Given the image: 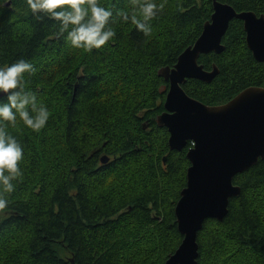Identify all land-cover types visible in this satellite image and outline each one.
<instances>
[{
	"label": "trees",
	"instance_id": "1",
	"mask_svg": "<svg viewBox=\"0 0 264 264\" xmlns=\"http://www.w3.org/2000/svg\"><path fill=\"white\" fill-rule=\"evenodd\" d=\"M221 1L264 13V0ZM99 2L114 12L137 7V0ZM157 2L163 7L150 33L118 21L113 40L87 51L73 47L58 22L35 19L26 0H0V65L30 60L37 71L28 87L51 112L39 132L19 117L8 126L25 148L24 175L0 211V264H165L180 244L174 207L189 162L186 148L170 151L156 125L168 89L158 70L193 45L213 9L211 0ZM222 44L221 53L198 58L205 70L215 64L217 76L182 85L209 106L264 86V62L252 57L239 20ZM233 184L241 191L227 214L205 220L198 233V264H264V159Z\"/></svg>",
	"mask_w": 264,
	"mask_h": 264
},
{
	"label": "water",
	"instance_id": "2",
	"mask_svg": "<svg viewBox=\"0 0 264 264\" xmlns=\"http://www.w3.org/2000/svg\"><path fill=\"white\" fill-rule=\"evenodd\" d=\"M211 1L213 12L193 45L183 50L172 67L158 70V75L168 81V89L156 124L166 128L170 150L180 152L192 143L185 154L189 162L186 185L174 207L182 240L165 264H198L197 236L203 223L224 218L229 200L241 191L233 184L235 175L264 159V87H247L225 104L215 106L190 97L182 87L187 79L210 83L217 76L215 65L205 70L198 58L224 50L222 37L233 19L243 22L247 47L257 62H264V16L237 12L220 0ZM108 160L101 157L102 163Z\"/></svg>",
	"mask_w": 264,
	"mask_h": 264
},
{
	"label": "clouds",
	"instance_id": "3",
	"mask_svg": "<svg viewBox=\"0 0 264 264\" xmlns=\"http://www.w3.org/2000/svg\"><path fill=\"white\" fill-rule=\"evenodd\" d=\"M27 7L37 20L47 16L59 23L60 34L75 48L87 51L100 49L116 36L113 27L118 21H131L145 34L152 31L151 18L163 7L157 0H137L131 12L106 7L99 0H26ZM142 13V15L137 14ZM37 71L26 59L0 65V211L9 206L6 193L15 191L14 180L22 179L24 172V145L10 134L9 124L17 118L33 131L43 129L50 118L48 106L38 99V93L28 87V76ZM27 74V75H26Z\"/></svg>",
	"mask_w": 264,
	"mask_h": 264
},
{
	"label": "flooded vegetation",
	"instance_id": "4",
	"mask_svg": "<svg viewBox=\"0 0 264 264\" xmlns=\"http://www.w3.org/2000/svg\"><path fill=\"white\" fill-rule=\"evenodd\" d=\"M221 1V0H220ZM221 2H223V1H221ZM224 3V2H223ZM243 11H252V12H254L255 14H256V16H260V15H263L264 16V13H258V12H256V11H253V10H243ZM237 12H241V11H237ZM234 20V19H233ZM236 20H238V19H236ZM240 22H241V24H242V29H243V32H244V39H245V44H246V31H245V29H244V25H243V22L241 21V20H239ZM223 38V37H222ZM221 43H222V41H221ZM247 46V45H246ZM248 48V47H247ZM248 50H249V48H248ZM250 51V50H249ZM214 53V52H213ZM250 53H251V51H250ZM217 54V53H216ZM251 55H252V53H251ZM253 57V56H252ZM254 58V57H253ZM256 61V60H255ZM260 63V62H259ZM262 63V62H261ZM213 65H215V64H213ZM212 65V66H213ZM216 66V65H215ZM262 87H264V86H262ZM225 104V103H224ZM163 111H164V108H163ZM162 111V112H163ZM161 112V113H162ZM155 122H156V118H155ZM149 123L148 122H146V123H143L142 124V128L144 129V130H146V129H149V125H148ZM157 125V124H156ZM158 126V125H157ZM159 127V126H158ZM160 128H163V127H160ZM165 130H166V128H164ZM166 132H167V130H166ZM168 133V132H167ZM169 136V135H168ZM167 140H168V137H167ZM191 143V142H190ZM191 146H192V143H191ZM188 147H190V146H188V144H187V146H186V150H187V148ZM169 148V147H168ZM170 150V149H169ZM170 151H174V150H170ZM183 151V150H182ZM166 161V160H165ZM164 161V162H165Z\"/></svg>",
	"mask_w": 264,
	"mask_h": 264
}]
</instances>
